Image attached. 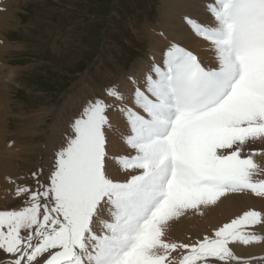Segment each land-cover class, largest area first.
<instances>
[{
    "label": "snow or ice",
    "instance_id": "snow-or-ice-1",
    "mask_svg": "<svg viewBox=\"0 0 264 264\" xmlns=\"http://www.w3.org/2000/svg\"><path fill=\"white\" fill-rule=\"evenodd\" d=\"M214 26L185 23L209 42L215 66L172 43L124 105L128 154L115 157L127 178L108 174L104 99L89 101L56 153L47 184L43 169L19 210H0V251L8 264H264L241 257L231 244L264 241L254 229L264 212L248 210L194 243L166 239L169 224L187 210L215 205L228 193L264 197L261 168L249 142H264V0H209ZM107 95L123 101L115 87ZM10 183H16L10 180ZM185 253L177 262L173 253ZM3 264V262H0Z\"/></svg>",
    "mask_w": 264,
    "mask_h": 264
},
{
    "label": "rangeland",
    "instance_id": "rangeland-1",
    "mask_svg": "<svg viewBox=\"0 0 264 264\" xmlns=\"http://www.w3.org/2000/svg\"><path fill=\"white\" fill-rule=\"evenodd\" d=\"M201 1L197 0V3ZM160 2L77 0L69 5V0H21L17 25L7 33V38L9 36L17 46L7 57L21 70L17 75L18 83L12 84L4 99L9 104L8 109L12 107L9 114L13 116L7 121V138L14 142L17 135L21 138L24 132L37 131L38 128L40 134L33 135V140L46 144L47 153L52 155L57 132L75 113L65 104L73 99L70 96L74 91L72 87L85 71L91 69V82L102 87L110 82L108 75L120 76L124 69L127 74L134 71L140 58L146 64L150 63L151 54L147 53L150 45L142 25L157 22ZM81 24L84 25L81 27ZM53 45L60 49L53 50ZM163 49L164 46H159L158 51L163 52ZM7 57L1 58L8 63ZM37 113H43L39 127L37 119L31 118ZM26 125L35 128L28 129ZM0 129L5 131L4 120H0ZM128 131L126 122L124 137ZM250 144L254 146L256 143ZM119 156L122 155L116 157ZM24 158L20 163L18 161L19 171L25 178H31L29 186H35L31 174L43 168L44 152L38 155L39 161L35 159L32 164ZM23 201L25 199L21 203ZM3 256L8 258V255Z\"/></svg>",
    "mask_w": 264,
    "mask_h": 264
},
{
    "label": "bare ground",
    "instance_id": "bare-ground-1",
    "mask_svg": "<svg viewBox=\"0 0 264 264\" xmlns=\"http://www.w3.org/2000/svg\"><path fill=\"white\" fill-rule=\"evenodd\" d=\"M20 1L21 0H0V120H4V128L6 131L5 133V131L0 129V208H5L6 210L4 211L9 209L10 203L15 201L16 198L22 197V199H27L26 195L17 196L15 194L16 184H22L25 181L28 182L27 185L29 186L31 183V178H25L22 171H19V163L20 160H23V155L26 157L24 160L32 164L35 163V159L36 162L37 160L39 161L38 155L44 152L45 159H43V168H41L47 172L41 177V180L43 183L47 184L51 172L54 169L55 161L53 159L56 158L57 151L66 144L67 139L72 135V123L80 116L89 101H94L97 98H102L108 104L114 106L110 108L107 113L111 122V127L106 130L108 174L114 179H126V174L121 170L119 165L117 166L118 163L114 159L117 155H125L130 151L123 140L126 133V119L124 114L118 109L124 105L134 106L133 97L136 87L138 85L141 87L144 85L145 77L150 73L153 65L163 64L164 54L172 43L179 44L186 49L192 50L206 66H215L216 64L215 52L209 42L196 36L185 23V17L191 16L193 19H197L202 23L214 26L215 21L208 13L206 7L209 0H202L200 4L197 3V0H161L159 6L160 15L157 22H148L150 24H147L145 21L146 25H142L144 35L149 41L148 46L150 45L147 52L151 54L150 63L146 64L145 61L140 58L135 65L134 71L127 74L124 69L121 70L122 75L120 76L114 74L111 76L108 75V78L110 77V82L102 87L91 82L92 80L89 75L91 69L85 71L74 84V87H72L74 91H72L70 96L73 97V99L68 100L65 104V106H68L75 113L68 119L66 125L57 132L54 147L52 148L53 153L50 155L46 151V144L33 140V135L37 133L40 134L38 128L37 131L24 132V136L21 138L19 135L15 134L17 135L15 142H11L10 137L7 138L9 131L7 121L12 119L13 116L9 114V112L12 111V107L8 109L9 104L4 99L8 91L11 90L12 84L18 83L17 79L19 76L17 75H19L21 71L19 68L13 66L9 57H7L13 49L17 48L14 42L9 40V36L7 38V33L17 25L16 20H18V12L21 10L19 6ZM74 1L77 0H69V5H72ZM83 25L84 24H81V27ZM159 46H164L163 52L158 51ZM55 47L56 46L53 45V50L58 51L60 49ZM5 55L8 63L1 58ZM207 55L209 58H206ZM7 64H9L10 67ZM142 68L145 69L141 71ZM113 87L117 88L123 94V101L116 100L107 95V90ZM42 115L43 113H37L36 116L31 118H36L38 125L42 122L40 120L42 119V117H40ZM28 118L25 119L28 120ZM29 125H34V123L30 124L29 122ZM26 126L28 129L35 128V126ZM259 142L260 141H256L254 146L249 142L244 146V151L242 153L243 156H247L253 151L260 153L254 156L256 162L261 166L253 176L254 181L264 179V143L259 144ZM32 156L34 158H31ZM10 180L16 183H10ZM24 206L25 201H23L16 210ZM253 209L264 212V197H257L251 193V191L228 193L224 197H221L215 205L201 206L199 210L189 209L183 216L171 221L167 230L166 239L172 242L194 243L198 240H202L205 236H212L223 224L230 222L232 219L243 214V212ZM251 230L264 236V225H258ZM232 246L237 255L243 257H264V241H262L260 245L245 246L237 242L232 244ZM184 253L185 250L181 249L173 253V256L176 257L178 262L179 258ZM0 255V262L8 264L11 257L8 255V258L5 257L6 259H4L3 255L7 254L3 251H0ZM43 259H46V257ZM43 259H41V261H43Z\"/></svg>",
    "mask_w": 264,
    "mask_h": 264
}]
</instances>
